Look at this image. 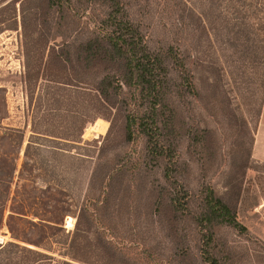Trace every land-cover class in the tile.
Returning a JSON list of instances; mask_svg holds the SVG:
<instances>
[{
    "label": "trees",
    "instance_id": "1",
    "mask_svg": "<svg viewBox=\"0 0 264 264\" xmlns=\"http://www.w3.org/2000/svg\"><path fill=\"white\" fill-rule=\"evenodd\" d=\"M12 1L19 3L29 103L37 114L49 106L32 116L19 181L42 176L40 185L49 186L53 179L59 196L51 210L42 208L48 218L39 208L46 202L24 204L13 195L18 208L6 216L2 204L0 230L6 227L11 239L0 243V264H237L223 230L249 232L241 222L259 204L264 176L247 174L253 131L239 105L221 97L220 82L229 58L238 62L245 50L264 65V0ZM7 21L0 26L10 29ZM214 29L220 36H212ZM192 65L215 76L209 107L199 101ZM84 80L87 87L78 85ZM64 95L72 120L54 132L50 112ZM196 109L207 120L196 121ZM97 118L109 121L107 133L80 145L85 124ZM207 121L226 132L217 134ZM10 134L22 147L23 133ZM44 147L66 162H39ZM184 147L204 172L218 164L223 148L230 167L225 195L208 182L196 206L187 192L181 195ZM15 171L14 158L6 197ZM159 231L163 238L155 240Z\"/></svg>",
    "mask_w": 264,
    "mask_h": 264
},
{
    "label": "rangeland",
    "instance_id": "2",
    "mask_svg": "<svg viewBox=\"0 0 264 264\" xmlns=\"http://www.w3.org/2000/svg\"><path fill=\"white\" fill-rule=\"evenodd\" d=\"M10 1L12 0H0V7L9 2L6 7L1 8L0 20L7 19V22L11 26L10 29H4V26H0V209L2 204H4L3 206L6 216L11 208H18L16 204L17 202L15 201V203L12 199V196L14 195L17 196V201H25L24 204L31 205L33 201L46 202V204L40 203L39 205L41 207L39 208L41 209L40 214H45L44 217L48 218L51 215L49 213H44L42 208L51 210L52 207L50 205L54 204L55 198L59 196L56 192V185L53 183V179H51L49 186L40 185L43 183L41 181L42 176L36 177L34 182H31L28 179L24 182L19 181V169L21 168V163L23 161L24 147L27 143L29 134L31 133L30 126L32 116L35 114L37 116H39V114H44V110L49 109V106H42L37 114L35 113L36 109L34 108V102L31 104L29 103L22 75L24 69L23 52L21 47L22 36L19 3ZM256 11H260V6L256 7ZM260 17L261 13H258V18ZM250 18L254 20L252 17ZM247 20H249V17ZM212 27L216 26L212 25ZM211 34L213 37L216 35L220 36L216 29H214ZM154 40H158V38H155ZM243 49L244 48H242V50ZM245 51L246 53L243 52L240 54L241 56L238 62L231 63V58H229L230 62L227 63L231 65H227V68H225L223 82H220L224 91L221 92V97L223 98L224 96L229 101H232V108H234L235 105H239V108L241 109L240 111L243 112L245 118L249 122V126L253 131L255 139L256 134L258 136V133L260 132L264 135V82L261 78L262 73L264 72V65L258 55L248 53L247 50ZM227 63L225 62V65ZM191 70L196 78L195 86L199 92V101H201V104H205L209 107L210 105L208 103L211 99L210 95L212 93L211 85L215 83L213 82L215 76L205 72L203 68L199 66L195 67L192 65ZM232 74L236 79L235 82L233 81ZM203 76L208 78L206 82H202L200 79V77ZM72 83L77 84L76 81H72ZM86 84L87 81L78 85L87 87ZM67 93L69 92L67 91ZM66 96L67 95L60 97V108L50 112V125L47 124L50 128L49 130L63 132L62 130L64 127L69 126L72 120L70 116L71 113L68 112L69 114H66V111L63 109H68V100ZM243 97L246 98L247 102L250 101L249 105L244 106L241 103ZM42 100L43 99H41V101ZM184 101V99H179L178 104L182 105L183 112L186 114L188 105ZM194 104L200 103L195 101ZM82 108L83 107L81 106V109ZM195 112L196 121H199L201 117L204 120H207V116L203 114L201 110L196 109ZM207 122L215 127L217 134L226 132L225 128L219 129L214 122ZM109 124V121L102 118H97L93 122H87L81 134L80 145L86 144V142L91 139H99L103 137L107 133ZM225 127L227 128V126ZM11 128L19 129L23 133L22 147L12 141L13 138L10 134ZM229 141L230 140H228V142ZM42 143L62 146L61 144L51 143L50 141H44ZM225 144L226 143H222L220 147H223ZM228 145L229 143L226 144V147H228ZM46 148L47 147L41 148L39 151V162H43L44 164L55 162L62 164L63 162H66L64 158H60L58 155L55 156L54 153ZM219 151L218 164L215 165L211 171L204 172L202 171L203 169L200 160L194 154L190 153L186 147L183 148L179 163L180 166L178 168L181 173V178L177 183V188H179L181 195H185V192H187V194L192 197L191 204L193 206L197 205L199 189L205 182H208L219 195H225L226 193L224 182L230 171V167L227 155L223 152V148H220ZM42 156L43 160L40 161ZM263 156L264 143L262 149L258 153V158ZM14 158L16 171L11 182L10 194L6 197L7 185L9 186L8 183L10 179V174H7V172L12 159ZM65 174L69 181L72 182L74 180L76 184H79L80 177L78 178L72 175L71 172ZM247 174L251 176L256 174L264 176V161L256 159L251 155L247 167ZM23 176L29 178L26 174H23ZM255 187L258 189L256 182ZM249 213L251 216L246 221L241 222L246 226L249 232L239 235L235 230L225 228L223 230V237L228 243L227 246L234 251V254L239 259L237 264H264V194H260L259 204L249 211ZM254 214H256V216ZM73 223L74 219L72 216H66L64 220L65 227L72 228ZM162 238L161 231H159L154 237L155 240H160ZM10 239L9 232L6 227H3L0 230L1 243Z\"/></svg>",
    "mask_w": 264,
    "mask_h": 264
},
{
    "label": "crops",
    "instance_id": "3",
    "mask_svg": "<svg viewBox=\"0 0 264 264\" xmlns=\"http://www.w3.org/2000/svg\"><path fill=\"white\" fill-rule=\"evenodd\" d=\"M264 143V135L263 133H258V136L256 134L255 139H254V144H253V149H252V156H254L256 159H260L264 161V156L258 158V153L262 149V145Z\"/></svg>",
    "mask_w": 264,
    "mask_h": 264
},
{
    "label": "water",
    "instance_id": "4",
    "mask_svg": "<svg viewBox=\"0 0 264 264\" xmlns=\"http://www.w3.org/2000/svg\"><path fill=\"white\" fill-rule=\"evenodd\" d=\"M0 243H1V240H0Z\"/></svg>",
    "mask_w": 264,
    "mask_h": 264
},
{
    "label": "bare ground",
    "instance_id": "5",
    "mask_svg": "<svg viewBox=\"0 0 264 264\" xmlns=\"http://www.w3.org/2000/svg\"><path fill=\"white\" fill-rule=\"evenodd\" d=\"M72 224V223H71ZM69 225V224H68Z\"/></svg>",
    "mask_w": 264,
    "mask_h": 264
}]
</instances>
